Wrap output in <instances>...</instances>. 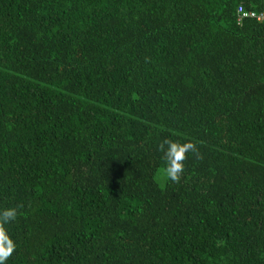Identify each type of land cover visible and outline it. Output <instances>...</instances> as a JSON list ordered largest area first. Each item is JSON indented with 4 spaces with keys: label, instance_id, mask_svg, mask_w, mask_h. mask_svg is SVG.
<instances>
[{
    "label": "trees",
    "instance_id": "obj_1",
    "mask_svg": "<svg viewBox=\"0 0 264 264\" xmlns=\"http://www.w3.org/2000/svg\"><path fill=\"white\" fill-rule=\"evenodd\" d=\"M240 5L264 12L0 0L6 264H264V19ZM165 138L199 151L178 183Z\"/></svg>",
    "mask_w": 264,
    "mask_h": 264
},
{
    "label": "clouds",
    "instance_id": "obj_2",
    "mask_svg": "<svg viewBox=\"0 0 264 264\" xmlns=\"http://www.w3.org/2000/svg\"><path fill=\"white\" fill-rule=\"evenodd\" d=\"M157 151L162 154L163 174L173 183H178L181 179L187 153H192L199 158V151L192 142L179 143L165 138L158 143ZM17 215L16 208H9L0 212V264H6L8 257L16 247L5 226L13 223Z\"/></svg>",
    "mask_w": 264,
    "mask_h": 264
},
{
    "label": "built area",
    "instance_id": "obj_3",
    "mask_svg": "<svg viewBox=\"0 0 264 264\" xmlns=\"http://www.w3.org/2000/svg\"><path fill=\"white\" fill-rule=\"evenodd\" d=\"M238 14H239L238 20H240L242 17H248V16H251V17H255L256 16L258 19L264 17L263 14L256 15L254 12H250V11L246 12V11L243 10V8L241 6L238 8Z\"/></svg>",
    "mask_w": 264,
    "mask_h": 264
},
{
    "label": "crops",
    "instance_id": "obj_4",
    "mask_svg": "<svg viewBox=\"0 0 264 264\" xmlns=\"http://www.w3.org/2000/svg\"><path fill=\"white\" fill-rule=\"evenodd\" d=\"M241 6V5H240ZM240 6H238V8L240 7ZM242 7V6H241ZM238 8H237V13H238ZM243 8V7H242ZM251 12V11H250ZM256 15H261V14H263L264 15V12H262V13H256V12H254ZM249 18H255L256 20H258V21H261V20H263L264 19V17H262V18H260V19H258L256 16L255 17H251V16H248Z\"/></svg>",
    "mask_w": 264,
    "mask_h": 264
},
{
    "label": "rangeland",
    "instance_id": "obj_5",
    "mask_svg": "<svg viewBox=\"0 0 264 264\" xmlns=\"http://www.w3.org/2000/svg\"><path fill=\"white\" fill-rule=\"evenodd\" d=\"M163 181H164V179L163 178H161L158 182L160 183V184H162L163 183Z\"/></svg>",
    "mask_w": 264,
    "mask_h": 264
}]
</instances>
